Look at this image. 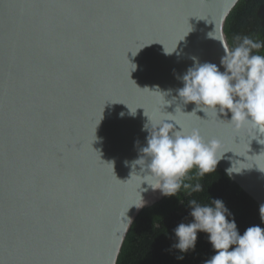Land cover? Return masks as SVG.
<instances>
[{"label":"water","instance_id":"95a60500","mask_svg":"<svg viewBox=\"0 0 264 264\" xmlns=\"http://www.w3.org/2000/svg\"><path fill=\"white\" fill-rule=\"evenodd\" d=\"M238 2L0 0V264H117L137 215L165 196L132 166L149 117L221 139L218 164L264 204V137L177 91L197 61L224 71L208 34L232 49Z\"/></svg>","mask_w":264,"mask_h":264},{"label":"clouds","instance_id":"9594fccd","mask_svg":"<svg viewBox=\"0 0 264 264\" xmlns=\"http://www.w3.org/2000/svg\"><path fill=\"white\" fill-rule=\"evenodd\" d=\"M208 35L223 46L225 54L220 65L224 71L214 63L195 62L182 77L184 86L177 90L179 97L185 104L195 103L194 113L203 111L208 116L211 112L219 119L221 115L227 118L230 113L227 120L234 130L247 127L256 136L264 137V55L253 53V50L258 52L264 47V43L237 35L234 37L236 46L229 49L223 36H216L213 32ZM144 129L149 132L147 146L140 149L141 155L132 166L135 169L139 165L144 173L139 175L141 182H147L153 190L159 189L164 195H175L181 187L189 196L202 191L200 183H184V178L194 167L200 177L214 172L218 161L229 151L223 150V142L217 137L205 139L198 128L185 130L174 115L157 120L149 117ZM257 167L264 171V168ZM227 171L229 174L239 172L234 167ZM188 203L193 221L180 223L173 230L177 242L172 247L181 253L177 259L182 260L183 253L195 249L197 232L203 231L209 234L208 240L215 250L204 264H264V228L249 226L241 235L235 219H228L231 213L223 201L213 199L211 205H201L191 199ZM142 204L132 205L140 207ZM259 214L264 222V204L260 206ZM128 222L130 225L131 219Z\"/></svg>","mask_w":264,"mask_h":264},{"label":"trees","instance_id":"16d2710c","mask_svg":"<svg viewBox=\"0 0 264 264\" xmlns=\"http://www.w3.org/2000/svg\"><path fill=\"white\" fill-rule=\"evenodd\" d=\"M225 31L231 48L237 42L234 37L249 36L253 40L264 43V0H239L230 12ZM254 54L264 55V47ZM195 167L184 178V183L195 185L200 183L203 190L187 195L181 187L175 195H165L160 201L144 207L134 220L122 246L117 264H204L214 254L208 233L197 232L194 250L183 253L182 260L179 249L172 245L177 242L174 229L180 223H190L191 208L189 200L196 199L201 205H211L213 199L223 201L228 212V219H235L238 232L242 235L246 228L259 225L264 228L260 219L257 202L217 163L214 172L203 177L197 175Z\"/></svg>","mask_w":264,"mask_h":264}]
</instances>
